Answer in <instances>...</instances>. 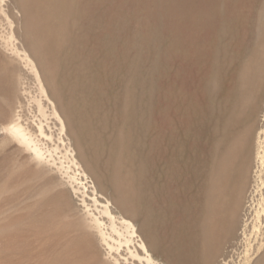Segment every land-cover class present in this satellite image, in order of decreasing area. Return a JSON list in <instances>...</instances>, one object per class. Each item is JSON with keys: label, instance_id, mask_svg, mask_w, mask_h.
Segmentation results:
<instances>
[{"label": "rangeland", "instance_id": "rangeland-1", "mask_svg": "<svg viewBox=\"0 0 264 264\" xmlns=\"http://www.w3.org/2000/svg\"><path fill=\"white\" fill-rule=\"evenodd\" d=\"M10 32L0 264H263L264 0H0Z\"/></svg>", "mask_w": 264, "mask_h": 264}, {"label": "bare ground", "instance_id": "bare-ground-1", "mask_svg": "<svg viewBox=\"0 0 264 264\" xmlns=\"http://www.w3.org/2000/svg\"><path fill=\"white\" fill-rule=\"evenodd\" d=\"M13 33L10 32V33L6 34L5 36H1L0 35L1 36L0 38L5 40V48H6L5 51L6 52L9 51L11 54L16 55L17 57L18 56L21 57L22 54L20 53L18 47H16V45L14 43V35H13ZM23 58H25L27 60V63L29 65H31L32 69L35 71L36 76H37V79H38V82H39V86H40L41 92L44 93V95L46 97H48L46 88H45V86H44V84L42 82L41 76H40V74L38 72V69L36 67L35 62L27 54H23ZM39 109H40V111H41V113L43 115H46L47 114V111L45 110L43 104H39ZM51 114L53 116H55L56 119L60 123V131H61L60 134H61V138H62L63 134H65V131H66V123H65V120L59 114V112L57 111V109H56L55 106H53V110H52ZM15 116H16V118L10 119V121L7 123V127H9L11 129V131L15 134V136H17V138H19L20 142H22L26 146L32 148V152H33V155H34L35 158L36 157L37 158H40L41 157V151H40L39 147H37L35 145H32V139L30 138V134H29L28 128L26 126H24V124L21 122V120H20V118H21L20 114L17 113ZM263 134H264V130H263ZM257 143H258L257 159L259 160V165H261L263 167L264 166V151L261 152L260 149L262 150V148H263V150H264V145H261L260 144L261 143L260 142V135H258V142ZM71 152H72L71 157H72V160H73L74 164L77 167H81V164L79 163V161L75 157L73 150ZM81 171H82L83 174L86 175V173H85V171L83 169ZM262 204H263L262 212H263V216H264V201H263ZM103 210L105 211L104 212L105 214H107L108 216H110L111 213H110V209H109L108 205H106ZM89 216H90L89 217V221L88 222L85 221V225L88 226L90 230H94L95 231V233L99 236V239H100V241L103 244L108 245V237L105 235V233L102 230V223H101V221L99 220V218H96V217H94L92 215H89ZM111 218H113V217H111ZM257 219H258L259 223L257 222L258 224L255 225V227H257L258 231H260V230L262 231V229H263L262 234L264 236V217L261 218L260 214H258ZM122 223L125 224L127 226V228L133 226L131 222L126 221V220H123ZM261 225H263V228L262 229H261ZM245 230H246V227L243 229V231L245 232ZM80 235H81V233H80ZM263 241H264V238H263ZM141 247L146 252H148V247H147V245L144 242L141 243ZM261 248H264V242L260 245L259 250ZM260 260H262L263 261V264H264V250L261 253H259V255H258L257 259H256V263H257V261H260ZM148 261H149V263L152 264L153 259L151 257H148ZM247 261H251L250 257L247 258Z\"/></svg>", "mask_w": 264, "mask_h": 264}]
</instances>
